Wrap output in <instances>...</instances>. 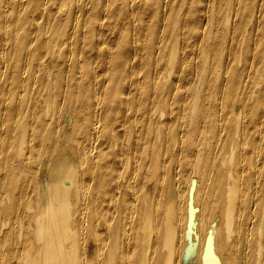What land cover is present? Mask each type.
<instances>
[{"label":"bare ground","instance_id":"bare-ground-1","mask_svg":"<svg viewBox=\"0 0 264 264\" xmlns=\"http://www.w3.org/2000/svg\"><path fill=\"white\" fill-rule=\"evenodd\" d=\"M0 264H264V0H0Z\"/></svg>","mask_w":264,"mask_h":264}]
</instances>
